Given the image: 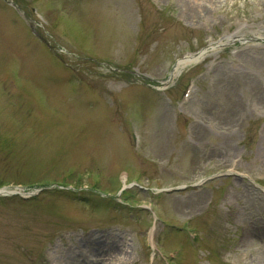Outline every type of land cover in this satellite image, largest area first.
<instances>
[{"label":"rangeland","instance_id":"374dc122","mask_svg":"<svg viewBox=\"0 0 264 264\" xmlns=\"http://www.w3.org/2000/svg\"><path fill=\"white\" fill-rule=\"evenodd\" d=\"M258 126L264 0H0V264H264Z\"/></svg>","mask_w":264,"mask_h":264},{"label":"bare ground","instance_id":"6f19581e","mask_svg":"<svg viewBox=\"0 0 264 264\" xmlns=\"http://www.w3.org/2000/svg\"><path fill=\"white\" fill-rule=\"evenodd\" d=\"M192 13L194 14V11H192ZM193 18V17H192ZM213 47H218L216 45H213ZM212 48V46H211ZM205 54V51H201L198 53V55H190L187 56L181 60L176 61L174 67H173V71H172V75H171V81H173L175 78H177V76L179 74H181V71L188 66L189 64H194L196 61H199L203 58Z\"/></svg>","mask_w":264,"mask_h":264}]
</instances>
